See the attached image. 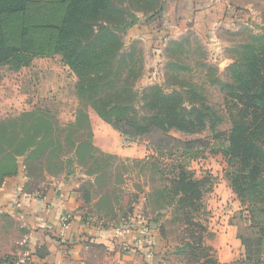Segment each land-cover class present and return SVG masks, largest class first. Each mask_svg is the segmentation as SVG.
I'll use <instances>...</instances> for the list:
<instances>
[{
    "label": "rangeland",
    "instance_id": "obj_1",
    "mask_svg": "<svg viewBox=\"0 0 264 264\" xmlns=\"http://www.w3.org/2000/svg\"><path fill=\"white\" fill-rule=\"evenodd\" d=\"M227 1L237 8L236 16L219 19L213 30L188 28L164 39L158 36L160 24L151 20V12L135 8L128 12L133 24L117 27L123 46L114 64L120 66L122 81L128 75L133 82L138 110H145L142 91L149 86L172 92L194 85L213 112L212 120L200 133L173 130L170 135L180 140L200 139L209 145H197L193 152L160 155L154 148L160 133L137 140L122 135L98 116L90 101L78 96L76 74L61 55H53L37 57L20 70L0 66V147L4 149L0 161L13 157L32 186L52 180L71 186L79 194L84 215L94 223L114 227L119 221L132 223L138 217L140 224L144 220L156 225L174 247L173 252L158 258L159 264L178 259L203 264L217 259L214 242L222 234L224 222L237 227L239 240L240 235L263 237L264 247V229L259 230L264 227V195L240 194L233 182L239 170L237 160L223 153L232 127L229 100L233 103V96L220 83H233L229 70L246 46L253 51L250 56L260 48L257 39L264 37V0ZM145 32L154 35L151 44L143 36ZM80 111L88 116L87 121L79 122ZM38 117L50 124L34 123ZM26 121L27 128L22 130ZM90 133L97 151L85 149L78 156L74 144L85 141ZM34 137L36 147L25 150L24 145ZM11 144L14 148H9ZM123 150L127 154L118 152ZM178 165H185L202 180V201L190 216L169 193L172 171ZM260 166L264 175V160ZM138 228L131 230L139 232ZM128 239L121 243V250L135 249ZM240 241L234 251L243 249ZM142 242L149 245L144 237ZM241 259L238 254L233 261Z\"/></svg>",
    "mask_w": 264,
    "mask_h": 264
},
{
    "label": "trees",
    "instance_id": "obj_2",
    "mask_svg": "<svg viewBox=\"0 0 264 264\" xmlns=\"http://www.w3.org/2000/svg\"><path fill=\"white\" fill-rule=\"evenodd\" d=\"M131 8L150 11L151 20L158 21L163 1L0 0V66L10 65L20 70L30 66L37 57L61 55L63 62L77 76L78 96L90 101L98 116L122 135L137 140L160 133L162 136L154 145L160 155L193 152L197 145H209L200 139L180 140L170 135L173 130L189 135L200 133L212 120L213 112L194 85H189L185 91L172 92H166L159 85L149 86L142 91L144 112L135 105L137 94L132 88L133 82L128 75L122 81L118 74L120 66L114 64L123 46L117 29L133 24L128 19ZM236 11L237 8L229 7L225 17L236 16ZM257 40L260 45L257 53L250 56L253 51L250 45L246 46L237 63L230 68L233 83H220L233 96V103L229 100L232 127L223 151L239 165L233 182L240 194L260 197L264 195V175L260 166L264 160V37ZM129 72L133 74L131 69ZM238 98L239 103H235ZM79 115V122L88 120L82 111ZM38 122L50 124L42 117L34 120V123ZM27 123L21 125L22 130L27 128ZM92 138L90 133L85 141L74 144L78 156H82L81 151L85 149L97 151ZM34 141L35 137L32 142H27L25 150L34 149L37 145ZM0 151L4 153L2 147ZM18 172L19 163L13 157L1 159L2 185ZM170 185L169 193L184 214L190 216L202 201V180L185 165H178L172 171ZM140 219L135 217L134 220ZM149 224L143 225L146 237L151 235ZM239 238L245 247L246 258L260 261L264 251L263 237L240 235ZM203 264L218 262L213 258L212 261L204 260Z\"/></svg>",
    "mask_w": 264,
    "mask_h": 264
},
{
    "label": "crops",
    "instance_id": "obj_3",
    "mask_svg": "<svg viewBox=\"0 0 264 264\" xmlns=\"http://www.w3.org/2000/svg\"><path fill=\"white\" fill-rule=\"evenodd\" d=\"M162 1L158 36L164 39L168 34L188 28L213 30L215 22L225 18L229 7L236 8L227 0ZM143 34L151 44L154 35ZM118 152L127 154L124 150ZM147 223L134 221L129 226L127 221H119L114 227L94 223L84 215L79 194L71 186L53 180L32 186L25 173L19 170L0 188V262L9 255L29 250L34 264H127L126 261L159 264L158 258L173 252L174 247L152 223L149 224L151 235L146 237L143 225ZM223 225L222 234L220 232L219 239L214 242L218 264H264V251L260 261L247 259L242 244L243 249L234 251L233 246L240 241L237 227L225 222ZM134 226L140 231L131 230ZM139 233L149 245H143ZM128 238L132 239L135 249L121 250V243L128 242ZM238 254L243 259L233 261ZM172 264L188 263L178 259Z\"/></svg>",
    "mask_w": 264,
    "mask_h": 264
},
{
    "label": "built area",
    "instance_id": "obj_4",
    "mask_svg": "<svg viewBox=\"0 0 264 264\" xmlns=\"http://www.w3.org/2000/svg\"><path fill=\"white\" fill-rule=\"evenodd\" d=\"M0 264H34V258L31 251L25 250L7 256Z\"/></svg>",
    "mask_w": 264,
    "mask_h": 264
}]
</instances>
